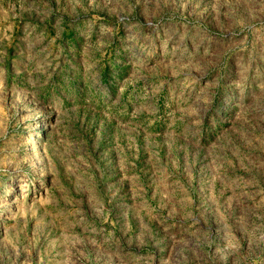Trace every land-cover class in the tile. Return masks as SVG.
I'll use <instances>...</instances> for the list:
<instances>
[{
  "label": "rangeland",
  "instance_id": "374dc122",
  "mask_svg": "<svg viewBox=\"0 0 264 264\" xmlns=\"http://www.w3.org/2000/svg\"><path fill=\"white\" fill-rule=\"evenodd\" d=\"M0 264H264V0H0Z\"/></svg>",
  "mask_w": 264,
  "mask_h": 264
}]
</instances>
